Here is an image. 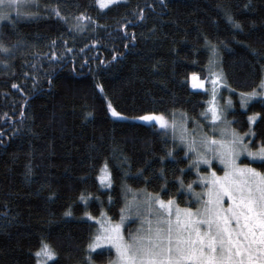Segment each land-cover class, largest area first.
<instances>
[{
	"label": "trees",
	"instance_id": "trees-1",
	"mask_svg": "<svg viewBox=\"0 0 264 264\" xmlns=\"http://www.w3.org/2000/svg\"><path fill=\"white\" fill-rule=\"evenodd\" d=\"M37 3L38 16L21 18L14 27L0 25L6 45L20 41L12 68L0 65V264H36L42 240L58 253L48 264H84L96 225L85 211L99 216L103 210L118 219L124 185L154 193L167 185L164 198L188 206L193 197L177 178L183 169L185 185L196 180L171 132L116 120L107 110L109 100L129 116L175 111L199 118L210 95L193 89L190 77L208 75L207 37L218 45L219 66L230 86L222 97L233 99L232 127L241 133L251 128L257 145L264 140V119L248 122L254 113L264 117V98L244 108L240 96L264 78V58L253 54H264V0H121L103 9L96 0ZM57 7L66 20L55 15ZM225 11L242 30L228 23ZM82 12L91 21H82L90 27L79 31L74 18ZM105 162L111 187L97 179ZM69 211L72 215H65ZM109 255L114 256L111 249L94 254L95 264L108 262Z\"/></svg>",
	"mask_w": 264,
	"mask_h": 264
},
{
	"label": "snow or ice",
	"instance_id": "snow-or-ice-1",
	"mask_svg": "<svg viewBox=\"0 0 264 264\" xmlns=\"http://www.w3.org/2000/svg\"><path fill=\"white\" fill-rule=\"evenodd\" d=\"M96 3L103 9L117 3V0H96ZM33 8L37 10L32 11ZM39 9L37 0H0V23L10 22L14 27L21 18L38 16ZM52 10L57 17L67 19L61 16L58 7ZM13 11L15 17L12 16ZM139 18L144 19L143 9L139 12ZM225 18L233 28L242 30L240 22L229 11H225ZM74 19L77 30L90 27V24L82 23L91 21V17L85 13H80ZM2 35L0 29V56L4 57L0 59V65L10 70L20 41L8 46ZM132 39H135V34H132ZM205 42L210 51L208 75L201 79L198 73L193 72L190 77L193 89H204L210 95L206 102L208 106L199 114V118L182 112L178 123L175 111L170 115L146 112L129 116L118 110L110 100L107 102V110L116 120L146 122L151 127L159 125L164 135L171 130L173 141L179 139L184 145V156L189 161L188 169L195 170L197 179L185 185V170L181 169L182 175L177 181L193 199L182 208L174 198H164L169 196L167 185L156 193L146 189L134 191L124 185L125 206L120 210L118 222L103 210L99 216L85 211V217L96 221V225L85 250L84 264H95L94 254H104L106 247L115 252L114 257L109 255L108 264H264V140L257 145V134L251 128L241 133L232 127L235 120L228 119L234 108L231 97L224 105L217 100L218 88L230 87L219 66L218 45L207 37ZM253 54L264 58V54L257 50H253ZM113 59H116L115 55ZM206 84L211 85L210 89ZM11 87L23 91L19 84L13 83ZM96 87L103 93L102 84ZM240 96L241 107L244 108L254 98H264V78L256 88L241 92ZM257 118L264 119L260 113H254L248 116L249 124H255ZM189 121L192 128L188 127ZM167 155L172 156V151L169 150ZM242 157L245 159L242 160ZM214 164L222 166L223 175L217 174ZM202 165L206 166L203 172ZM100 171L102 175L97 179L102 185L111 187L112 174L108 171L107 162ZM31 172V167H28L27 174ZM138 175L142 176L143 170ZM193 184L201 191L197 192ZM80 199L87 207L88 201L83 193ZM65 215L72 213L69 211ZM137 221L135 231H129L128 225ZM98 249L101 253H97ZM57 255L56 250L44 240L34 253L36 264H48Z\"/></svg>",
	"mask_w": 264,
	"mask_h": 264
},
{
	"label": "rangeland",
	"instance_id": "rangeland-1",
	"mask_svg": "<svg viewBox=\"0 0 264 264\" xmlns=\"http://www.w3.org/2000/svg\"><path fill=\"white\" fill-rule=\"evenodd\" d=\"M117 1H121V0H117ZM13 14H16L15 13V11H13L12 12V15ZM0 25H1V23H0ZM214 70H216V69H214ZM206 87L207 88H209L210 89V87H211V85L210 84H206ZM223 89H225V88H218V93H219V95H218V97H217V100H218V103L220 104V105H224L225 103H226V101L229 99V97H226V98H224V97H222V94H223ZM257 98V97H256ZM231 100H232V103H233V99L231 98ZM156 113H158V112H156ZM176 119H177V122L179 123L180 122V116H176ZM146 123V122H145ZM201 123H203V122H201ZM159 126V125H158ZM188 127L189 128H192L193 127V125H190V123L188 122ZM205 130H207V129H205ZM169 132H171V130H169ZM178 141H179V139H177ZM180 142V141H179ZM183 147H184V145H182ZM245 158L244 157H242V160H244ZM214 167H216V171H217V174L218 175H223V172L221 171V168H222V166H217V165H215L214 164ZM206 169V166H204V165H202L201 166V171L203 172L204 170ZM109 171V170H108ZM210 171V170H209ZM102 175V174H101ZM196 179H197V177H196ZM104 186V185H103ZM106 187V186H105ZM132 190H144V189H134V188H131ZM148 192H152V191H149V190H147ZM197 192H200L201 191V188L199 189V190H196ZM152 193H154V192H152ZM175 199V198H174ZM129 200H131V194L129 195ZM176 200V199H175ZM178 203V202H177ZM180 205V207H186L185 205H181V204H179ZM124 206H125V203H124ZM123 206V207H124ZM110 217V216H109ZM120 217V216H119ZM114 221H119V218L118 219H113ZM138 221L136 222V223H132V224H130V225H128V230L129 231H135V229L138 227ZM106 249H111L110 247H106ZM98 250H100V249H98ZM112 251H113V254L115 255V252H114V249H111ZM114 257V256H113ZM104 264H108V262H106V263H104Z\"/></svg>",
	"mask_w": 264,
	"mask_h": 264
}]
</instances>
